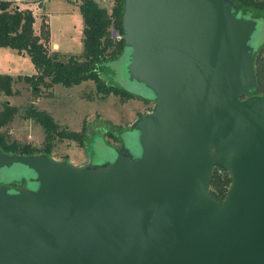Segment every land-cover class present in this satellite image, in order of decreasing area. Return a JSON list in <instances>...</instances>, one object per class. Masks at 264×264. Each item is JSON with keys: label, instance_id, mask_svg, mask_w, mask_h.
Wrapping results in <instances>:
<instances>
[{"label": "water", "instance_id": "obj_1", "mask_svg": "<svg viewBox=\"0 0 264 264\" xmlns=\"http://www.w3.org/2000/svg\"><path fill=\"white\" fill-rule=\"evenodd\" d=\"M263 18L232 0H122L125 73L152 107L100 162L0 150L24 184L0 182V264H264ZM213 169L230 179L221 201Z\"/></svg>", "mask_w": 264, "mask_h": 264}, {"label": "rangeland", "instance_id": "obj_2", "mask_svg": "<svg viewBox=\"0 0 264 264\" xmlns=\"http://www.w3.org/2000/svg\"><path fill=\"white\" fill-rule=\"evenodd\" d=\"M20 1L19 5H26L25 2L35 3L33 13L31 12L35 33L38 32L40 23H47L49 39L46 48L49 53L56 51L61 59L80 53L81 18L77 9L80 0ZM94 1L99 7L108 11L112 6L110 0ZM114 35L113 39L120 37L117 34ZM250 43L256 47L264 43V18L258 22ZM126 61L127 51L124 49L110 61L107 75L103 77L109 78L110 81L136 95L149 98V93L140 85L127 79ZM14 72L22 75L34 73L29 57L18 54L10 48L0 47V73ZM12 89L15 90L12 95L0 93V109H2V103L7 101L8 104L15 106L17 111L0 131L5 133L9 139L39 147L43 143V130L32 119L24 118L23 112L29 105L38 110H44L51 115L59 127H66L67 130L82 135L84 146L66 137H55L51 150L53 158H66L76 166L96 163L108 158L110 145L118 146L119 142L113 141L103 132L110 130L115 135L123 137L125 131L117 134L118 129L126 128L133 120L144 115L152 107L150 100L146 102L138 99L121 100L113 95L100 97L95 92L91 81L81 82L71 87L59 84L41 86L38 93H32L24 82L14 81ZM20 170L22 168L17 164L8 169H0V182L18 183L22 181L21 177L16 174Z\"/></svg>", "mask_w": 264, "mask_h": 264}, {"label": "trees", "instance_id": "obj_3", "mask_svg": "<svg viewBox=\"0 0 264 264\" xmlns=\"http://www.w3.org/2000/svg\"><path fill=\"white\" fill-rule=\"evenodd\" d=\"M110 1L112 6L108 11L99 7L94 0H80L77 9L81 18V51L78 55H68L66 59H61L56 51L51 53L47 51L49 31L46 22L40 23L38 32L35 33L32 26L33 15L29 9H18L11 3L0 0V47L10 48L19 54L27 55L34 68V73L29 75L12 76L0 73V93L12 95L15 92L12 89L14 81L24 82L32 93H38L41 86L59 84L71 87L81 82L91 81L95 92L100 97L113 95L121 100L138 99L146 102V99L124 90L109 78L103 77L107 75L106 63L115 59L123 47L120 22L122 0ZM232 1L242 13H248L252 17H264V0ZM115 30L120 36L118 39H113L111 36L112 31ZM254 71L256 82L250 94L262 95L264 94V43L257 48L254 56ZM16 111L17 108L8 104L7 101L2 103L0 129L12 119ZM23 117L32 119L42 128L44 134L42 145L34 147L30 143L15 141L0 131L1 151L17 155L37 153L51 155L55 137H66L84 146L81 134L69 131L66 127H59L51 115L44 110H38L29 105L24 110ZM124 129H118L117 134ZM103 134L113 141L120 142L119 135H115L110 130L104 131ZM229 182L226 172L213 169L209 181V193L215 200L221 201Z\"/></svg>", "mask_w": 264, "mask_h": 264}, {"label": "crops", "instance_id": "obj_4", "mask_svg": "<svg viewBox=\"0 0 264 264\" xmlns=\"http://www.w3.org/2000/svg\"><path fill=\"white\" fill-rule=\"evenodd\" d=\"M3 1H6V2H9L11 3V5L15 8H18V9H29L31 12L32 10L34 9L35 7V3L34 2H25L26 5H19L21 4V1L20 0H11V1H8V0H3ZM33 13V12H32ZM19 54V53H18ZM21 55H24V54H21ZM5 74H9V75H12V76H15V75H22L21 73H17V72H14V73H5ZM32 74V73H31Z\"/></svg>", "mask_w": 264, "mask_h": 264}, {"label": "flooded vegetation", "instance_id": "obj_5", "mask_svg": "<svg viewBox=\"0 0 264 264\" xmlns=\"http://www.w3.org/2000/svg\"><path fill=\"white\" fill-rule=\"evenodd\" d=\"M24 184H23V181H20V182H18V183H15V182H13V183H9V184H7V186H10V187H21V186H23Z\"/></svg>", "mask_w": 264, "mask_h": 264}]
</instances>
